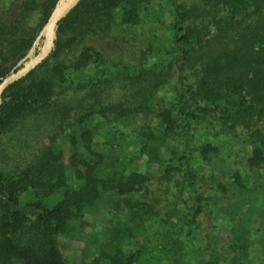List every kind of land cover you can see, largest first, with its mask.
Masks as SVG:
<instances>
[{"label": "trees", "instance_id": "1", "mask_svg": "<svg viewBox=\"0 0 264 264\" xmlns=\"http://www.w3.org/2000/svg\"><path fill=\"white\" fill-rule=\"evenodd\" d=\"M0 1L1 79L57 0ZM0 264H264V0H82L3 95Z\"/></svg>", "mask_w": 264, "mask_h": 264}, {"label": "water", "instance_id": "2", "mask_svg": "<svg viewBox=\"0 0 264 264\" xmlns=\"http://www.w3.org/2000/svg\"><path fill=\"white\" fill-rule=\"evenodd\" d=\"M82 0H57L45 25L34 40L27 55L18 62L10 74L0 79V110L4 93L14 84L23 80L51 55L55 45L56 31L63 21Z\"/></svg>", "mask_w": 264, "mask_h": 264}, {"label": "rangeland", "instance_id": "3", "mask_svg": "<svg viewBox=\"0 0 264 264\" xmlns=\"http://www.w3.org/2000/svg\"><path fill=\"white\" fill-rule=\"evenodd\" d=\"M6 8H7V3H5V2H3V1H2V2L0 1V11L5 10ZM41 24H42V20H41L38 16H35V17L29 22L27 29H28V31H30V32H34V31L38 30V27H39ZM20 61H21V60H20ZM25 156H28V155H25ZM140 164H141L142 166L145 165V163L142 162V161H141ZM90 220H91L92 223H95V221H96L95 218H90ZM69 244H70V243H69ZM72 247H73V248H80V247H82V245L79 244V243H74V244L72 243Z\"/></svg>", "mask_w": 264, "mask_h": 264}]
</instances>
